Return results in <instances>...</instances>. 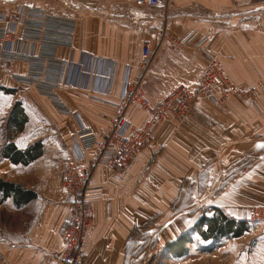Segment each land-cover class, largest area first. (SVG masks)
<instances>
[{
	"label": "crops",
	"instance_id": "0c3cea01",
	"mask_svg": "<svg viewBox=\"0 0 264 264\" xmlns=\"http://www.w3.org/2000/svg\"><path fill=\"white\" fill-rule=\"evenodd\" d=\"M124 7L114 15H80L72 49L58 51L71 63L58 91L65 109L0 69V88L12 90L7 94L14 99L0 129V180L34 195L17 205L13 195L4 200L0 193L2 263L61 264V234L71 213L63 177L75 136L82 127L108 131L126 81H140L154 103L181 86L195 87L208 64L201 49L182 44L195 32L213 39L225 76L252 96L244 104L199 100L186 116L159 124L126 170L96 169L89 187L103 199L94 205L83 264H192L214 254L222 264H258L262 245L248 258L240 254L257 242L252 209L264 210V0H170L156 9L135 0ZM147 42L153 58L144 72ZM18 103L27 117L21 130L10 125ZM127 118L144 127L149 115L131 107ZM11 142L20 152L41 143L42 154L14 163L3 155ZM219 213L246 221L249 230L219 244L205 241L200 232L207 226L200 224Z\"/></svg>",
	"mask_w": 264,
	"mask_h": 264
},
{
	"label": "built area",
	"instance_id": "2783aa9c",
	"mask_svg": "<svg viewBox=\"0 0 264 264\" xmlns=\"http://www.w3.org/2000/svg\"><path fill=\"white\" fill-rule=\"evenodd\" d=\"M138 3L152 9L167 8L170 0H138ZM78 18V15H59L44 7L28 5L0 10V69L14 81L35 87L61 110L65 107L58 91L64 86L71 63L60 59L58 51L72 49ZM212 42L209 36L195 32L182 41L183 45L201 49L208 60L195 87L181 86L168 99L154 103L140 81H126L108 131L100 135L86 127L78 131L72 148L73 158L67 163L63 177L71 213L61 234L62 249L58 254L61 264L84 263L86 237L95 218L94 205L103 199L101 191L89 187L96 169L126 170L151 141L159 124L186 116L199 100L244 104L252 96L225 76L219 57L212 51ZM152 58V46L147 42L140 63L144 72L149 69ZM131 107L149 115L144 127H135L127 118ZM88 152L93 156L84 163ZM251 219H264V210L252 209Z\"/></svg>",
	"mask_w": 264,
	"mask_h": 264
},
{
	"label": "rangeland",
	"instance_id": "374dc122",
	"mask_svg": "<svg viewBox=\"0 0 264 264\" xmlns=\"http://www.w3.org/2000/svg\"><path fill=\"white\" fill-rule=\"evenodd\" d=\"M129 2L134 3L135 0H0V10L15 9L19 5H28V6L44 7L50 10L51 12L59 15L80 16L88 12H96V11H98L100 14L103 15H114L128 11V9H125L124 4H127ZM138 5L141 7H145L140 5L139 3ZM21 91L24 90L21 89ZM13 101L14 99L11 96V94H7L4 91H0V129H3L7 125L5 122L9 116V112L11 111ZM3 138L4 136H1L0 134V141ZM260 215H263V212ZM2 218L4 219V216L2 217L0 215L1 225H2ZM253 223H256V225L258 223L260 224V227L258 228V232L256 234L257 242L253 243V246L251 247L244 248L243 253H241L240 256L243 255L244 257L246 256L248 258L250 255L254 254L258 245H262V247L258 248V254L259 256H262L264 258V224H262L264 223V219L255 220ZM7 229L9 230V226L7 227ZM0 236H3L2 227L0 229ZM261 241L262 243L258 244V242ZM214 255L209 256V260L205 261V263L198 262V259L196 258L195 261L190 260L189 262L192 264L194 263L222 264L219 255L218 254H216L215 256ZM161 261L162 262H160L159 264H187L186 262L185 263L173 262L170 259H162ZM0 264H3L1 258H0ZM242 264H251V263L246 260H243ZM258 264H264V260H259Z\"/></svg>",
	"mask_w": 264,
	"mask_h": 264
},
{
	"label": "trees",
	"instance_id": "16d2710c",
	"mask_svg": "<svg viewBox=\"0 0 264 264\" xmlns=\"http://www.w3.org/2000/svg\"><path fill=\"white\" fill-rule=\"evenodd\" d=\"M6 93H12V90L0 88ZM27 121V117L24 113V110L21 108V105L18 103L15 105L12 114V120H10V125L12 124L16 130H21L24 124ZM42 154V144L37 143L34 146L30 147L25 152H20L16 149L14 144L8 143L4 148L3 155L6 158L14 163L20 161H32L39 158ZM3 193V199L9 198L10 196L15 197L16 204H23L28 202L34 195L29 191L22 189L20 186L11 184L9 182H3L0 180V193ZM206 225L207 229L201 231V237L205 241H212L213 243H220L223 239L226 238H239L244 235L245 232L249 230L248 223L246 221L236 222L229 219L223 213L212 218H205L200 226ZM181 240L185 241V237H182ZM215 245L205 249V251L212 252L215 250ZM181 256V255H180Z\"/></svg>",
	"mask_w": 264,
	"mask_h": 264
}]
</instances>
